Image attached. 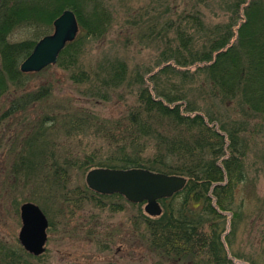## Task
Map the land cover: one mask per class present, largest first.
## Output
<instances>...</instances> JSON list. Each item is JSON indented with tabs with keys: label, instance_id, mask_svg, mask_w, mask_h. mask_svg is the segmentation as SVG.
<instances>
[{
	"label": "trees",
	"instance_id": "trees-1",
	"mask_svg": "<svg viewBox=\"0 0 264 264\" xmlns=\"http://www.w3.org/2000/svg\"><path fill=\"white\" fill-rule=\"evenodd\" d=\"M45 1L54 4L53 8L37 7L32 16L26 13L31 7L28 0L0 2V125L27 122V112L50 103L55 89L50 82L38 85L32 82L42 72L24 74L20 70L37 42L10 43L9 35L23 27H51L67 9L74 11L83 35L61 52L57 68L71 71L69 79L81 95L106 102L129 93L136 97V103L120 122L107 128L90 124L87 115L84 117L81 112H76L69 121L64 118V123L54 111L49 115H53L51 118L46 115L32 118L30 121L37 123L38 128L25 138L28 153L22 151L14 163L15 176L21 182L19 171L30 174L37 171V178H41L40 174L49 168L48 175L43 174L47 177L45 184L50 185L54 197L71 201L74 207L84 206L88 199L73 196L70 185L74 170L88 173L94 168L145 169L183 176L187 178L185 189L160 201L164 208L160 217L145 215L143 204L137 205L141 210L135 230L140 241L162 261L186 259L188 264H234L227 253L230 242L225 212L231 211L235 190L246 178L243 160L246 147L236 127L228 128L218 119L221 124L217 129V119L209 116L206 120L198 113L200 109L188 100L176 80L193 78L196 74L190 75L187 69L196 66L198 72L208 77L214 95L218 94L217 89L225 99H240L253 112L263 114L264 0H232L228 23L214 28L206 25L205 16H200V8H208L213 1L191 0L185 17L162 28L151 27L149 36L164 39L167 44L160 69L151 75L153 87L146 83L144 75L128 78L129 69L124 61H103L91 71L80 67L87 40L103 39L114 24L113 14L100 2ZM88 5L91 15L84 12ZM171 32L177 44L169 38ZM195 32L200 38L195 37ZM199 41L201 46L196 45ZM163 75L168 76L166 81H162ZM61 125H69L72 137L93 130L108 148L102 144L101 149L83 159L72 157L71 149L62 148L48 138L56 135ZM85 193L101 199L124 200L121 195L103 196L89 188ZM100 204L96 202L98 208H104ZM45 257L46 252L37 257L29 254L19 241L11 247L0 244V264H37L34 261L40 264Z\"/></svg>",
	"mask_w": 264,
	"mask_h": 264
},
{
	"label": "rangeland",
	"instance_id": "rangeland-1",
	"mask_svg": "<svg viewBox=\"0 0 264 264\" xmlns=\"http://www.w3.org/2000/svg\"><path fill=\"white\" fill-rule=\"evenodd\" d=\"M96 1L113 14L114 24L103 39L87 40L80 67L91 71L96 70L103 61H124L129 69L128 78L144 75L146 83L153 87L151 75L160 69L162 51L167 44L164 39L150 37V28H162L172 20L185 17L191 0ZM212 1L213 4L208 8H200V16H205L206 25L214 28L228 23L232 0ZM28 2L31 7L26 13L29 16L37 13V7L52 9L54 5H49L50 1L45 0ZM90 10L91 6L88 5L84 12L91 15ZM53 32L54 23L51 27H23L11 33L8 40L10 43L25 40L38 43ZM79 35H83L81 27ZM194 35L196 38L201 36L198 32ZM170 37L177 44L173 32L169 34ZM196 45L201 46L202 42L199 41ZM53 66L52 70H45L47 67L40 71V76L32 78V82L37 85L49 82L54 85L51 102L28 111L27 122L20 124L12 121L0 125V244L8 247L18 245L22 228L20 207L31 202L41 208L49 221L46 257L40 264H188L186 259L173 263L169 260L162 261L151 253L140 241L135 230L141 210L137 206L139 204L130 203L125 198L101 199L98 196L92 197L90 193L86 194L87 173L74 170L70 185L75 198L88 197L82 207H74L71 201L63 202L53 196L50 185L48 187L45 184L47 177L44 175L50 171L49 168L40 174L41 178H37V171L30 174L21 173L19 169L23 181L20 182L15 176L13 165L22 151H27L24 146L25 138L38 128L37 123L30 121L32 118H43L45 115L51 118L53 115H49L54 111L59 121L64 123V118L69 121L72 115L81 112L84 117L87 115L90 124L107 128L112 123L115 125L120 122L129 113V108L136 103V97L124 93L126 91H123V97H113L106 102L81 95L78 87L69 79L71 71H63L56 65ZM187 70L190 75H196L190 80L179 78L176 85L187 93L188 100L196 103L194 106L200 109L198 113L206 120L210 116L220 119L228 128L236 127L240 131L241 142L246 147L243 156L246 178L235 190L231 211L225 212L226 233L229 234L230 242V247L227 246L228 256L234 264H264V113L253 112L240 99H225L217 89L218 94L214 95V89L205 74L198 72L196 66ZM161 78L166 81L168 76L163 75ZM71 100L74 101L71 103ZM185 108L183 105L182 109ZM216 124V128H220L219 120ZM61 126L55 132L56 135H49L48 138L62 148L66 146V149H71L72 157L83 159L86 154L101 149L102 144L108 148L103 143V138L94 134L93 130H85L80 136L72 137L69 125ZM27 178H31V181ZM69 193L71 195V190ZM98 201L104 208L97 207ZM142 210L144 212V205ZM144 214L147 215L145 212Z\"/></svg>",
	"mask_w": 264,
	"mask_h": 264
},
{
	"label": "water",
	"instance_id": "water-1",
	"mask_svg": "<svg viewBox=\"0 0 264 264\" xmlns=\"http://www.w3.org/2000/svg\"><path fill=\"white\" fill-rule=\"evenodd\" d=\"M1 2V0H0ZM80 26L75 13L65 10L54 21V32L42 38L31 55L21 64L24 74L38 73L56 65L67 44L76 40ZM86 183L90 190L102 195L120 194L133 204L145 203L144 211L150 217H159L163 209L162 199L172 198L184 190L187 179L145 169L116 170L96 168L88 172ZM22 228L19 241L26 252L34 256L45 253L48 241L49 221L35 203L27 202L20 207Z\"/></svg>",
	"mask_w": 264,
	"mask_h": 264
}]
</instances>
